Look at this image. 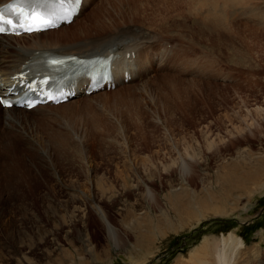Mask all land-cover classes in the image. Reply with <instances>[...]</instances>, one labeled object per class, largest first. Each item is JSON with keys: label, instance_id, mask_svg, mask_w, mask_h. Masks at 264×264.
Listing matches in <instances>:
<instances>
[{"label": "rangeland", "instance_id": "1", "mask_svg": "<svg viewBox=\"0 0 264 264\" xmlns=\"http://www.w3.org/2000/svg\"><path fill=\"white\" fill-rule=\"evenodd\" d=\"M97 1L76 22L98 9L103 23L137 13L144 29L168 19L179 32L164 37L177 44L182 31L197 39L183 17L197 18L204 0ZM213 1L221 19L193 71L151 72L62 111H20L7 147L0 110V264H200L222 238L232 264H264V0ZM178 151L196 160L191 174Z\"/></svg>", "mask_w": 264, "mask_h": 264}, {"label": "bare ground", "instance_id": "2", "mask_svg": "<svg viewBox=\"0 0 264 264\" xmlns=\"http://www.w3.org/2000/svg\"><path fill=\"white\" fill-rule=\"evenodd\" d=\"M6 1L7 0H0V4ZM94 4H97V6L98 7L100 6V9H102L101 1L82 0L79 12L73 18V20L69 24L60 25L59 27L54 28V29L37 32V33H31V34H23L20 36L0 35V72L3 75V77L6 79L10 77L11 75L17 73L21 64L24 63L26 59L34 51L42 49L44 51H54L57 53H75L81 56H92V55L115 51L118 55H120L119 58L115 60L114 62L115 88L119 87V89L120 87H123V89L129 90L128 88H130V85L132 84V82H134L135 80L137 81V80L143 79L146 75L151 74V72L160 74L161 72L167 71V73L165 74L161 73V76L169 77V80H170V77L172 78L175 77V76H168L170 72L176 73V71L178 70L193 71L196 67H198L199 63H203V65L204 63H206L207 53L205 52L200 55L199 48H203L205 50L208 49V47H205V45L208 46L206 43H207V40L209 39L208 38L210 35L209 31H211L212 30L211 27H214L213 25H216L217 23H219L221 19V17L217 15L218 6L215 3V1L210 2V0H206V1L204 0L202 4H200L199 6L196 5V7L198 6V8L194 10V13L197 16V18L190 20L188 19L190 17H183L185 19L183 21V28L190 29L191 27H196L197 28V39L193 37H189L188 35L184 33V31H182L181 34L179 33L177 37L175 38L177 39V44L175 42L173 44H170L167 42V39H165L164 36H167V38L174 39L173 37L176 35V33L179 32V29L175 22H173L172 20H168V19H162L161 21H158V22H155V21L149 22L150 29L149 28L144 29L143 27H141L143 26V19L139 17L137 18V13L136 14L131 13V14L126 15L124 12L117 10L118 12L117 16L119 20L115 18H111L108 22L103 23L101 22L102 20L100 18V16L102 15V12L98 9V13H95V12L93 13L91 11L88 14L86 22L84 23L81 21L76 22L79 16L81 17V14L86 12V9L89 6H91V8L94 7ZM91 8H89V10ZM93 15L94 17H92ZM90 19H91V23L89 27H86ZM138 21H141V22H138ZM130 25H139V26L130 27ZM75 28L77 29L79 28L83 30H81L80 32L77 31L78 32V35H77L74 32ZM121 28H124L122 33L117 31V33H115L107 42H104L101 44L93 45L92 43L94 41L85 42L86 40L83 41L81 39V37H84V36L86 37V34L88 35V34L93 33L95 35H100L104 31H107V30L116 31ZM157 32L160 34L158 35ZM71 37L72 38L74 37L80 40H76L75 43H72L69 45L68 44L57 45V43H55L58 40L68 41V39ZM168 45H170L169 48H168ZM154 64L156 65L154 66ZM202 70L203 71L201 72V75L203 76L205 74L204 72L205 68L203 67ZM125 72H129L131 76V78L127 81H125L124 79ZM161 76L159 77L161 78ZM166 79H165V83H166ZM144 82H145V79H144ZM141 85H143V83H141ZM158 85L160 86L159 83ZM119 89L110 90V92L115 93ZM96 94L97 92L91 93L89 98L91 97L94 98ZM102 94L104 93L102 92ZM72 101L73 99L57 104V105H51V104L38 105L30 111L31 113L33 110H38L39 112L40 109L43 110L46 107L49 109L50 108L49 106H52L53 109L55 108L58 109V108L63 107L61 109L62 111L66 105L69 107L70 104L68 105V103H71ZM72 106L73 104L71 103V107ZM0 110H3L2 111L3 112L2 127L5 130V135L3 134L2 137L6 139V142H4L5 143L4 146H5L8 142L7 140L10 139L9 134L17 136L16 132H19V129H16L15 132L13 131L15 127L19 126V125L17 126L16 124L17 123L16 114L19 113L20 111H27V110L19 109V108H16L15 106L10 107V108H3L1 107V105H0ZM51 111L53 110L51 109ZM69 112H71V110ZM27 113L28 112H26V114ZM56 113H58V110ZM64 113L62 112V115ZM59 114L61 115V112ZM52 115L50 117H52ZM68 116H72V115H68ZM45 117L46 116H44V118ZM3 140L1 141V143H3ZM9 149L8 150L6 149L7 153ZM7 155L8 154H6V156ZM9 155H10V151H9ZM176 156H177L176 161H177V164H178V167L181 173L191 174L192 167L196 165L195 164L196 160L194 159V157L190 156V154L187 151H184V152L178 151L176 153ZM11 171L13 170L6 169L5 173H10ZM106 227H107V230L111 229L112 234H113L114 231L110 227V225L107 224V222H106ZM163 235L165 234L163 233L162 236ZM135 245L141 249L142 248L144 249L146 248V246H149V240L147 238L139 237L138 240L136 239ZM232 245H233L232 241L226 242L225 239L222 238L221 244L219 245L218 249L215 252H213V260L209 257V254H207L208 259L202 258V257H196L194 261L200 264H210V261L214 264H232L231 259L228 258L229 253H227L226 251L227 248ZM115 247H118V245H115Z\"/></svg>", "mask_w": 264, "mask_h": 264}, {"label": "snow or ice", "instance_id": "3", "mask_svg": "<svg viewBox=\"0 0 264 264\" xmlns=\"http://www.w3.org/2000/svg\"><path fill=\"white\" fill-rule=\"evenodd\" d=\"M78 4L79 0H13L12 4L0 9V33L17 29L33 32L53 27L57 20L70 16ZM4 104L11 106V102L0 99V105Z\"/></svg>", "mask_w": 264, "mask_h": 264}]
</instances>
